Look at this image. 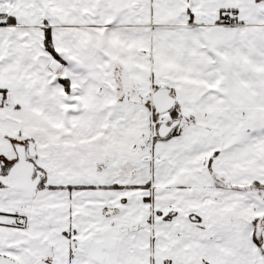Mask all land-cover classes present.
I'll list each match as a JSON object with an SVG mask.
<instances>
[{"label":"snow or ice","instance_id":"1","mask_svg":"<svg viewBox=\"0 0 264 264\" xmlns=\"http://www.w3.org/2000/svg\"><path fill=\"white\" fill-rule=\"evenodd\" d=\"M0 264H264V0H0Z\"/></svg>","mask_w":264,"mask_h":264}]
</instances>
